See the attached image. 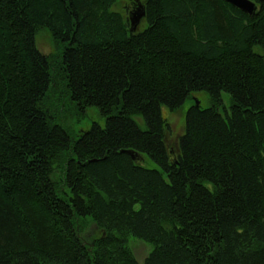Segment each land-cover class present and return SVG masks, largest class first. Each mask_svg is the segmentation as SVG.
<instances>
[{"label":"trees","instance_id":"trees-1","mask_svg":"<svg viewBox=\"0 0 264 264\" xmlns=\"http://www.w3.org/2000/svg\"><path fill=\"white\" fill-rule=\"evenodd\" d=\"M115 1L0 0V264H139L132 237L142 264H264V0H141L134 33ZM58 89L103 124L71 134ZM198 91L169 146L161 107Z\"/></svg>","mask_w":264,"mask_h":264},{"label":"rangeland","instance_id":"rangeland-1","mask_svg":"<svg viewBox=\"0 0 264 264\" xmlns=\"http://www.w3.org/2000/svg\"><path fill=\"white\" fill-rule=\"evenodd\" d=\"M141 0H116L112 7V11L120 12L124 18H127L128 12L133 11V7L140 4ZM135 10V9H134ZM131 11V12H132ZM129 17V16H128ZM145 23L140 21L138 29L142 30ZM36 48L44 55L52 54L55 52V44L46 30H40L35 36ZM61 90L58 89L53 101H57L60 98ZM64 101H57L55 107L52 106L55 111V117L57 122L65 127L71 134H76L80 130H86L92 122H96L100 125L103 124L104 118L98 114V110L95 107H90L85 110L83 114H78L76 110L69 107V102L66 99ZM198 104L201 108H208L211 105V101L208 95L203 91L193 92L190 97L184 102V104L174 112H169L166 107H161V115L167 121L170 131L167 136V143L169 146L174 147L177 138L183 134L184 130V117L187 109ZM230 96L226 92H222L220 95V102L218 108L220 111L229 108ZM142 126V125H141ZM148 167L157 168L152 162H147ZM87 228L84 231V236L87 238L86 242H90L94 235L98 234L97 229L91 223L87 224ZM129 247L131 248L136 260L139 264H142L143 259L151 252L152 246L148 243H144L141 240L130 238Z\"/></svg>","mask_w":264,"mask_h":264},{"label":"water","instance_id":"water-1","mask_svg":"<svg viewBox=\"0 0 264 264\" xmlns=\"http://www.w3.org/2000/svg\"><path fill=\"white\" fill-rule=\"evenodd\" d=\"M224 1L230 4L231 6H233L234 8L238 9L239 11L247 14L248 16H252L257 10L255 3L252 2L251 0H224ZM144 15L145 13L143 6L141 4H138L135 10L128 17L130 33L136 32L140 21L144 18ZM125 153L129 154L131 158L134 159V156L132 155L131 152L125 151Z\"/></svg>","mask_w":264,"mask_h":264},{"label":"flooded vegetation","instance_id":"flooded-vegetation-1","mask_svg":"<svg viewBox=\"0 0 264 264\" xmlns=\"http://www.w3.org/2000/svg\"><path fill=\"white\" fill-rule=\"evenodd\" d=\"M134 9H135V6L133 7V11H134ZM132 10H130L129 12H128V16L133 12H131ZM128 16H127V18H128Z\"/></svg>","mask_w":264,"mask_h":264}]
</instances>
